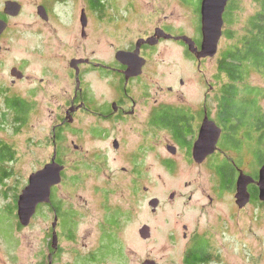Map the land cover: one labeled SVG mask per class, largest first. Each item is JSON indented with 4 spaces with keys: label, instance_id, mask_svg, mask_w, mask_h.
<instances>
[{
    "label": "rangeland",
    "instance_id": "1",
    "mask_svg": "<svg viewBox=\"0 0 264 264\" xmlns=\"http://www.w3.org/2000/svg\"><path fill=\"white\" fill-rule=\"evenodd\" d=\"M23 2L18 30L5 37L0 53V141L12 152L10 159L0 163V264H142L148 258L158 264H184L195 234L207 239L211 259L206 264H264V205L252 201L240 209L235 188L221 187L211 159L205 166L187 163L184 152L168 151V143L172 144L168 130L149 131L146 126L154 98L188 103L207 95L215 112L219 87L226 81L215 78L217 60L232 40L221 37L217 54L201 64L186 55L183 41H166L147 50L149 63L141 77L128 85L129 94L138 101V113L125 120L118 115L104 119L93 112L106 110L120 97L118 86L121 90L123 81L102 69H85L80 86L89 96V110L76 111L73 121L59 130L56 147L52 141L53 128L64 120L77 88L71 58L109 61L115 49L149 34L157 23L171 26L168 30L175 35L196 38L201 0H98L101 7L95 9L89 8V0H46L52 16L47 26H39L36 20L37 4L44 0ZM234 2L238 8L232 13L233 23L224 28L240 31L256 3ZM82 8L88 17L86 38L81 35ZM119 12L132 23L129 28L120 29L114 21ZM12 66L28 79L11 85ZM249 80L264 87L258 73L253 72ZM11 96L30 104L25 123L17 122L7 109L5 99ZM260 103L264 111V94ZM247 130L252 149L242 152L241 165L245 172H258L264 160V138L258 144L252 124ZM114 140L119 141L118 148ZM55 149L65 168L52 192L66 216L55 229L56 248L52 210L41 207L27 226L19 227L16 203L29 175L50 162ZM228 154L237 155L233 150ZM167 158L179 163L169 168L164 163ZM230 171L237 177L235 169ZM154 197L160 205L152 212L148 202ZM71 216L73 240L66 232H71L67 218ZM67 222L69 226H64ZM144 224L151 228L146 239L139 234ZM117 251L120 255L114 254Z\"/></svg>",
    "mask_w": 264,
    "mask_h": 264
},
{
    "label": "flooded vegetation",
    "instance_id": "2",
    "mask_svg": "<svg viewBox=\"0 0 264 264\" xmlns=\"http://www.w3.org/2000/svg\"><path fill=\"white\" fill-rule=\"evenodd\" d=\"M8 1L17 2L20 5V10L17 14H11L6 10V3ZM128 5L132 6L133 3H132V5H130L128 3ZM39 6L44 7V16L39 15V12H38ZM99 6L101 7V5H99V4H97L95 7H92L91 5H89V8L95 9V8H99ZM24 7L25 6H24L23 0H0V20L5 22V27L2 30V32L0 33V53L2 52L1 44L4 41L5 37L12 34V33H15L18 30L17 26H18L19 22L17 19L22 15V13L24 11ZM82 10H84V12L86 13L85 8H82L81 12H82ZM119 10L121 11V7ZM36 14H37L36 20H37L39 26H47V25H50L52 23L51 22V19H52L51 11H50L48 4L46 3V0H44V2H42V3L37 4V13ZM86 16H87V13H86ZM113 18H114V21H116V23L118 24L120 29H127V28H129L128 26H130L132 24L129 22L128 18L120 16V12H119V15L117 17L114 16ZM27 24L28 25H26V27L30 29V26L32 23L29 22ZM170 27L171 26L164 25L162 23L154 24L149 29V32H150L149 34H145L142 36L140 35L136 38V40L134 42L131 41L126 46L115 49L114 50V56L113 57L110 56L109 61L108 60H97V59H94L93 57H90V56L71 58V60L72 59H82L83 60L82 62H79L77 64L78 72H77L76 68L70 66L71 69L74 70L73 72H75L76 82L79 80L77 83V88L75 89V92H74V94L70 100V104L74 105V106L82 105L81 107L76 109L74 112H72V114H71L72 117H73V114L76 111H79L80 109H84L87 111L89 110L87 107L89 96H87V95L84 96V87L80 86L82 73L87 68L92 69V71L102 69V70L108 72L107 74H112V75L115 74V76H117L119 79V83L121 81H123V85L121 86V90L119 89V86H118V92L120 93V97H118L116 100H113L110 107L108 106L106 110H95L93 112L97 113V111H98L97 114L99 116L103 117L104 119H110V118L117 116V115L119 117L121 116V118L124 120L127 119V117L128 118L136 117V115L138 113V101L136 99H134V97L129 94L130 91L128 90V85H129V83H132V82L136 81L139 77H141V74L144 71V67L149 63V55L146 52L147 50L151 51L156 45H158L162 42L173 41V40L183 41L181 39H177L176 37L181 36V35H185V34L175 35V34L171 33V31L168 30V28H170ZM87 29H89L88 17H87L86 27L84 28V30L81 28V35L83 38L84 37L86 38V36L88 35ZM159 29H162L166 34H171L172 37H170V38L165 37V34H161L160 36L156 35V34H160ZM199 30H200V32H199L200 35L198 33V36L196 38H193L198 46L200 45L201 38H202L201 25L199 27ZM30 31H31V29L29 30V32ZM126 31H123V32L126 33ZM156 31H157V33H156ZM124 37H126V36H123V38ZM152 37H154L155 40L157 39V42L155 44H150L148 42H145L146 39L152 38ZM198 40H199V42H198ZM138 44H139L138 53L140 56H142L145 59V63L142 66V70H141L140 74H138L136 76H130L126 81L125 71H126L128 66H127V64L120 62L116 58V53L119 50L134 52L136 50ZM186 55L189 58H191V60H193V61L195 60L196 63H199V64H201L203 62V60H206L207 58H211V57H205V58L198 60L196 58V56L193 53H191L189 50L186 52ZM71 60H70V62H71ZM69 65H70V63H69ZM13 68L20 70L17 66L11 67V69H10V75H11L10 83H11V85H15L17 81L23 80L24 78L28 79L27 78L28 76H26L22 70H20L21 75L18 74L17 76H15V75L13 76L12 75V69ZM199 71H201V69H199ZM207 81L208 80L205 78V82H207ZM179 83L183 84V79H180ZM212 88H213V86L211 85L210 89L212 90ZM168 89L171 90V87H169ZM128 100L131 103L130 106L127 105ZM175 100H182V98L175 99ZM218 100H220V99L216 98L217 103H218ZM210 101H211V99L207 95H205L204 97H202L200 99L195 100L194 102H188V103L187 102L185 103L182 101L179 103H174V102L168 103V102H163L158 98H154L153 102L151 104V108L147 112V124H146V126H147L149 131H151L152 129L153 130H168L170 133V136H171V141H172V144L168 143V145H172L174 147V149H173L174 151L173 152L169 151V152L172 155H175L176 153L179 154L181 152H184L185 157L187 159L186 162L191 164V165H194V166H202L203 165V166H205L207 164L208 159L209 160L211 159L212 163L214 165L223 166V164L225 162H227V163H230L231 165H233L232 167L235 169L236 176H238L239 172L242 171L244 173L252 175L256 180H258V172H252V173L245 172V167H243L241 165L242 152L245 150L246 152L250 153L251 149H252V144L251 145L241 144L242 146H238V147H237V145L231 144L232 137L234 139L241 141V137L243 136L242 132H246L247 128L245 126L239 125V127L242 130L239 131L238 135H236V138H235V136H234L235 134H233L228 129V125H230V124L223 123L221 120L218 119L215 112H211V110L213 111V109L211 107H209ZM113 103H115L114 106H113ZM205 117H208V119L215 121L217 126H219L221 128V134H220L219 140L217 142V148H216L215 152L208 155L204 161L197 162L193 158L192 148H193L194 141L197 139L199 128H200ZM65 118H66V116H65ZM65 118L61 123H59L56 127L53 128L54 138H55V133H57L58 128L60 126L65 125V123H71V122H68L67 120H65ZM166 123H170V125H168ZM53 140L56 142L55 139H53ZM118 143H119V141H118ZM230 150H233L237 153V155L233 156L234 158L228 154V151H230ZM240 155H241V158H240ZM57 159H58V157L56 154V161H57ZM236 160H239V162H236ZM173 162L176 164L179 163V162L173 161L171 158H167L164 160V163L166 165H168L169 167H171V166L173 167V165H174ZM263 162H264V160H263ZM254 173H256V174H254ZM232 178H233V176H232ZM236 178L237 177H234L232 179L233 189L234 188L236 189ZM255 188H257V196H258L259 189H258L257 184L251 183L248 185V191L250 192V200L246 205H248L252 202L253 195H254L253 191L255 190ZM211 199L212 198L210 197V201H211ZM159 205H160V202L158 204V207H159ZM240 209H242V208H240ZM55 216L56 215L54 214V220H55ZM58 219L56 218L55 228H53V226H52V234H53L54 229H56V227L58 226L57 225ZM184 237H186V235Z\"/></svg>",
    "mask_w": 264,
    "mask_h": 264
},
{
    "label": "trees",
    "instance_id": "3",
    "mask_svg": "<svg viewBox=\"0 0 264 264\" xmlns=\"http://www.w3.org/2000/svg\"><path fill=\"white\" fill-rule=\"evenodd\" d=\"M253 1L256 3V10L248 16L240 31H234L232 29L227 30L223 26L222 37L224 36L225 39L232 40V42L228 43L227 46L222 49L220 57L217 60V74L215 78L219 79L224 77L226 81L219 87V95L217 98L220 100H218L216 105L217 108L215 113L218 119L223 123L230 124L228 125V129L235 134V138L239 131L242 130L239 125L249 128L252 124L254 139L259 144L264 138V111L260 103V99L264 94V87L252 84L249 79L254 72L260 74L264 81V0ZM97 4H99L98 0H89V5L92 7H95ZM236 8H238V5L234 0H229L224 12L225 25L233 23L232 13ZM5 101L7 109L14 112L13 116L15 120L19 123H25L30 104L18 96L8 97ZM166 124L170 125V123ZM62 126H60L57 133H55V138L52 135V141L55 147L61 139L59 130H61ZM242 133L243 136L241 137V141L231 136L232 145H237L239 142H241V144L251 145V143L248 142V140L251 139V134L247 130ZM53 139H55L56 142ZM11 157L12 152L10 151V147L5 142L0 141V163ZM57 161L61 163L59 159H57ZM261 162L262 160L260 163ZM169 168H172V166ZM213 169L218 178L220 177L219 181L221 187L233 188L232 176L234 174L232 175L230 170L234 168L230 163L225 162L223 166L214 165ZM6 175L7 173L4 172L3 176ZM253 194L252 201L259 202L257 188L253 191ZM16 198L17 195H15V201ZM260 202V204L264 205V202ZM43 206H47L56 215L55 217L57 219L59 218L57 225L60 227V224L63 223L61 217L66 218V216L65 213L61 211L62 202L55 198L54 189L51 194L50 202L39 204L36 212L38 213ZM67 218L71 222V232L69 229H65L67 230L68 238L73 240L74 231H72V229H74V220L72 216L71 219L70 217ZM113 224H116V219ZM18 225L19 227L21 226L20 223H18ZM64 226H69L68 222L65 223ZM191 241L192 245L185 251L184 264L208 263L211 259V254L209 253L210 251L205 236L195 234ZM118 253L120 255V251L114 254L118 255ZM89 261L93 262L95 259Z\"/></svg>",
    "mask_w": 264,
    "mask_h": 264
},
{
    "label": "water",
    "instance_id": "4",
    "mask_svg": "<svg viewBox=\"0 0 264 264\" xmlns=\"http://www.w3.org/2000/svg\"><path fill=\"white\" fill-rule=\"evenodd\" d=\"M229 0H201L200 3V25L202 38L200 45L198 46L195 40L188 35L177 36V39L183 40L187 45L188 50L193 53L198 60L205 57H214L218 51V45L223 34L224 26V12ZM6 10L11 14H17L20 10V5L14 1H8L6 3ZM39 15L44 16V7H38ZM81 27L84 28L87 25V16L84 10L81 12L80 16ZM5 27V22L0 20V33ZM160 30L161 35L165 34V37H172L171 34H166L162 29ZM158 31V30H157ZM156 31V33H157ZM150 44H155L157 39L154 37L145 40ZM139 44L134 52H129L125 50H119L116 53V58L127 64V69L125 71L126 81L130 76H136L141 73L142 66L145 63V59L139 55ZM82 59H72L70 66L76 68L78 72L77 64L82 62ZM21 75V71L16 68L12 69V75ZM79 81V80H78ZM77 81V83H78ZM115 103H113V106ZM82 105L74 106L71 105L66 111V118L68 122L73 121L72 112L81 107ZM221 134V128L217 126L215 121L205 117L198 131L197 139L194 141L192 148V155L195 161L202 162L205 158L214 153L217 148V142ZM115 148H118L119 143L117 140L113 141ZM78 146L75 145V148ZM168 151H174V147L168 145ZM65 166L58 161H56V149L53 152V156L50 162L46 163L42 168L32 172L29 175L28 183L21 190V193L17 198V215L19 223L22 226H27L31 218L37 211L39 204L49 203L52 194V188L61 183L62 171ZM251 183H256L258 186V199L264 202V162L261 164L258 170V180H256L252 175L239 172L236 178V189H235V202L239 208L245 207V205L250 200V192L248 191V185ZM174 197V193L170 194V199ZM152 212H155L159 199L157 197L151 198L148 202ZM56 217L52 224L55 228ZM183 228H187L186 225ZM139 234L142 238H149L151 236V228L148 224H144L139 229ZM186 234H184L185 236ZM57 244V233L54 229L52 234V246L56 248ZM142 264H158L154 259H146Z\"/></svg>",
    "mask_w": 264,
    "mask_h": 264
}]
</instances>
